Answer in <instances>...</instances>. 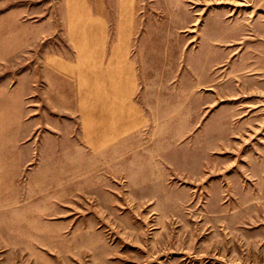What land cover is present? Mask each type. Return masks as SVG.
<instances>
[{"label": "rangeland", "instance_id": "1", "mask_svg": "<svg viewBox=\"0 0 264 264\" xmlns=\"http://www.w3.org/2000/svg\"><path fill=\"white\" fill-rule=\"evenodd\" d=\"M0 264H264V1L0 0Z\"/></svg>", "mask_w": 264, "mask_h": 264}, {"label": "crops", "instance_id": "2", "mask_svg": "<svg viewBox=\"0 0 264 264\" xmlns=\"http://www.w3.org/2000/svg\"><path fill=\"white\" fill-rule=\"evenodd\" d=\"M264 1V0H263Z\"/></svg>", "mask_w": 264, "mask_h": 264}]
</instances>
